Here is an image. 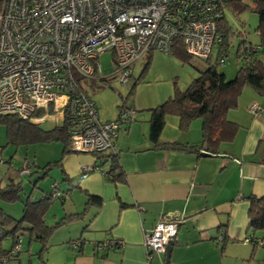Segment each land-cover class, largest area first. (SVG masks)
<instances>
[{"label":"crops","instance_id":"0c3cea01","mask_svg":"<svg viewBox=\"0 0 264 264\" xmlns=\"http://www.w3.org/2000/svg\"><path fill=\"white\" fill-rule=\"evenodd\" d=\"M214 45L219 48V42ZM227 49L219 53L217 50L215 58L221 52L226 53L225 61L220 65L230 63ZM235 56V65L222 68L226 78H232L239 66L240 58ZM139 75L128 101L134 110L133 119L121 127L116 138L124 181L114 183L104 177L103 171L110 165L108 160L99 162L92 153L74 152L68 145L64 151L61 141L8 142L3 124L4 135L0 131V187L19 183L18 199L22 201L19 193L24 192V187L20 176L27 175L31 188L25 199L35 200L53 192L43 214L44 222L52 226L45 241L32 239L25 230L28 250L35 247L33 253L21 257L20 246L8 264H223L222 251L228 242L250 243L253 240L257 244L259 241L264 243L257 230L248 228L246 198L250 194L264 195V109L256 113L248 110L249 104L264 101V96L245 85L237 106L226 113V118L237 124L233 138L219 143V154L198 156L189 150L152 145L149 109L172 96L177 87L173 81H168L170 78L158 77L155 70ZM117 111L118 107L116 113L102 111L100 115L98 111V115L101 120H111L117 116ZM201 137L200 118L193 119L187 130L180 131L178 116H165L160 133L162 141L195 143ZM9 144L30 146L25 153L31 163L27 173L20 174L19 166L12 164ZM53 167L60 170L52 171L55 187L46 191L48 181L40 187L38 180L48 176ZM11 169L20 175L17 181ZM34 188H41L40 197H31ZM88 195L101 197V203H86ZM54 198L62 205L54 203L53 209L49 210ZM71 213L78 214L65 218ZM161 218H179L181 222L168 258L166 251L147 257L143 234ZM219 235L223 237L221 242L216 241ZM111 238H121L124 244L120 247L98 246ZM75 240H78L77 246H70ZM6 249L1 240L0 251Z\"/></svg>","mask_w":264,"mask_h":264},{"label":"built area","instance_id":"2783aa9c","mask_svg":"<svg viewBox=\"0 0 264 264\" xmlns=\"http://www.w3.org/2000/svg\"><path fill=\"white\" fill-rule=\"evenodd\" d=\"M229 1L0 0V116L36 124L59 121L74 152H117L116 138L133 119V107L101 120L95 101L80 84L101 77L100 55L111 54L122 83L132 76L137 59L150 51L169 53L177 41L190 56L206 59L221 39L217 23ZM225 58L221 52L219 62ZM262 109L264 101L248 105L251 113ZM30 165L25 159L18 172L27 173ZM180 222L161 218L144 232L147 257L166 251ZM221 240L219 235L216 241ZM19 242L16 238L9 250L0 251V264H8ZM123 244L121 238H111L98 246Z\"/></svg>","mask_w":264,"mask_h":264},{"label":"trees","instance_id":"16d2710c","mask_svg":"<svg viewBox=\"0 0 264 264\" xmlns=\"http://www.w3.org/2000/svg\"><path fill=\"white\" fill-rule=\"evenodd\" d=\"M227 7V10L229 9L236 13L249 6L245 0H230L227 3ZM250 8L258 16L256 26L258 42L256 44H246L245 42L239 44L236 54L240 58V64L232 78H226L224 72L218 68L220 62L217 57L214 62L208 57L205 59L207 61L206 67L200 71L198 76L191 80L184 90L176 88L172 96L149 109V139L154 147L171 150H189L198 156H215L220 152L219 143L231 140L237 129V124L228 120L226 113L229 109L237 106L243 87L245 85L250 86L256 93L264 96V0H252ZM217 27V32L221 37L218 48L219 53L221 50L228 48L227 37L229 27L227 26L225 16L218 21ZM150 53L151 51L146 54V62L139 76H143L149 68L151 62ZM169 53L177 56L182 62H188L191 57L185 52L179 41L173 45ZM107 83H109V80L106 76H101L97 79H83L80 84L82 89L88 92L85 85L93 88ZM134 85L135 83L131 86L125 98L121 96L122 103L118 106V111L122 107L131 106L128 100L133 94ZM167 114L178 116V128L180 131L187 130L193 119L200 118L202 120L201 139L195 143H181L176 140L162 141L160 133ZM0 123L5 125L8 142L20 144L29 141L47 142L58 140L62 142L64 151L67 150L68 136L63 127L56 126L49 130H42L35 123L14 115L0 116ZM93 155L99 162L109 161V168L103 171V175L107 180L114 183L124 181L125 174L118 162V152H101L93 153ZM20 190L19 183H9L4 187H0V197L5 200H14L19 198L18 192ZM52 196L53 192L45 194L39 199L32 200L27 197L25 200H22V214L17 219L0 207V241L2 238L10 236L11 248L14 240L19 236L16 232L21 229L26 230L32 239L44 242L52 226L44 222L43 214ZM246 198L248 200V228L251 231L264 229V195L257 196L250 194ZM86 203L99 205L101 197L88 195ZM77 214H67L65 218H70ZM23 223L26 226H23ZM250 242L253 243V251L257 243L253 240H250ZM44 247L42 245V248Z\"/></svg>","mask_w":264,"mask_h":264},{"label":"rangeland","instance_id":"374dc122","mask_svg":"<svg viewBox=\"0 0 264 264\" xmlns=\"http://www.w3.org/2000/svg\"><path fill=\"white\" fill-rule=\"evenodd\" d=\"M246 4L249 7L244 8L239 12H232V10L225 11V20L227 22L228 30V53L230 63L219 64L218 68L222 71L223 67H227L228 65H235L236 59V51L239 44L251 43L256 44L258 42V34L256 32V26L258 23L257 14L251 10L250 6L252 5V0H245ZM218 50V45H214L212 48V62L215 60V56ZM157 55V56H155ZM101 74L100 76H106L109 80V83L104 84L103 86H95L93 88L86 87L88 92L91 94L92 99L96 102L98 106L99 114H102V111H106L108 113L114 112L116 113L117 107L122 103L121 96L125 98L128 95V92L131 86L134 84L135 78L141 72L146 58L143 55L139 59H137L132 66V76L126 83H122L118 80L117 75L114 74V66L111 59V54L109 52L102 53L99 58ZM240 64V61H239ZM207 65V61L205 59H201L195 56H191L188 62H182L177 56L172 53H164L159 51L153 52L152 61L150 64V69L145 71L150 73V71L155 70V73L162 75V77L170 78L168 81H173L175 86L178 89L184 90L191 80L199 75L200 71L203 70ZM162 73V74H161ZM234 76V75H233ZM98 81V80H97ZM99 83V82H97ZM130 102V100H128ZM118 112V111H117ZM60 122H54L50 119H46L43 122L39 123V127L41 128H53L59 126ZM4 125L0 123V131L1 134L4 135ZM10 151L9 154L12 156V164L16 165V167H21V164L25 159H28L26 156L27 149L30 150L29 145H11L9 144ZM29 147V148H28ZM30 154H32L30 152ZM29 157L32 155H28ZM34 168V167H32ZM60 169L53 167L51 168L49 175L39 179L38 185L45 186L43 184L44 181H48V184L45 186L46 191H49L53 188V178L52 171H59ZM16 170L11 169V173L14 174V180L17 181L18 173ZM20 176V175H19ZM21 182L24 187V192H20V198L25 199V195L30 191V183L27 182V175H22ZM61 178V177H60ZM43 184V185H42ZM55 187V186H54ZM41 188H34L31 192L32 198L40 197L42 194ZM55 205L61 206V201L58 198H54L53 202L49 206V210L53 209ZM21 200L18 198L14 200H5L0 198V206L10 215L15 218H18L21 214ZM48 210V211H49ZM259 238H264V229L257 230ZM22 233V234H20ZM16 234L19 235V240L21 239V253L20 256H28L29 253H33L31 249L28 250V235L25 230H18ZM11 244L10 236L2 239V247L9 248ZM253 243L250 242H228L225 244L224 249L222 251V259L223 264H264V243H258L256 248L252 251ZM220 249V246H218ZM11 260V259H10ZM220 260V259H219ZM218 260V261H219Z\"/></svg>","mask_w":264,"mask_h":264},{"label":"water","instance_id":"95a60500","mask_svg":"<svg viewBox=\"0 0 264 264\" xmlns=\"http://www.w3.org/2000/svg\"><path fill=\"white\" fill-rule=\"evenodd\" d=\"M171 243L166 248V258H168V255L170 253Z\"/></svg>","mask_w":264,"mask_h":264},{"label":"bare ground","instance_id":"6f19581e","mask_svg":"<svg viewBox=\"0 0 264 264\" xmlns=\"http://www.w3.org/2000/svg\"><path fill=\"white\" fill-rule=\"evenodd\" d=\"M130 79V78H129ZM262 242V241H259V243Z\"/></svg>","mask_w":264,"mask_h":264}]
</instances>
